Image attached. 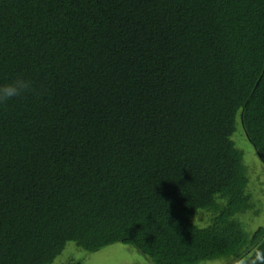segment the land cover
Instances as JSON below:
<instances>
[{"label":"trees","instance_id":"trees-1","mask_svg":"<svg viewBox=\"0 0 264 264\" xmlns=\"http://www.w3.org/2000/svg\"><path fill=\"white\" fill-rule=\"evenodd\" d=\"M17 77L35 92L0 105V264L68 243L264 264L233 141L264 167V0H0V85Z\"/></svg>","mask_w":264,"mask_h":264},{"label":"rangeland","instance_id":"rangeland-1","mask_svg":"<svg viewBox=\"0 0 264 264\" xmlns=\"http://www.w3.org/2000/svg\"><path fill=\"white\" fill-rule=\"evenodd\" d=\"M240 131V127L238 126ZM237 132L233 134L234 145L237 149L242 151L243 160L248 165L247 172L251 180L250 191L253 193L254 202L252 207L254 213L251 215L243 214L241 220L245 222L242 229L250 234L259 227H264V167L259 157H257L254 148L247 141L244 134L241 138L236 137ZM196 221L201 223L203 217L198 216ZM251 231V232H249ZM228 258H218L208 261H202L197 264H229L226 260ZM229 262V261H228ZM51 264H153L135 248L115 244L106 246L103 249L87 253L79 249L75 244L68 243L65 245L62 252L54 259Z\"/></svg>","mask_w":264,"mask_h":264},{"label":"clouds","instance_id":"clouds-1","mask_svg":"<svg viewBox=\"0 0 264 264\" xmlns=\"http://www.w3.org/2000/svg\"><path fill=\"white\" fill-rule=\"evenodd\" d=\"M33 92H35V88L31 80L17 77L9 83L0 85V105L6 104L7 101L13 98H18Z\"/></svg>","mask_w":264,"mask_h":264}]
</instances>
